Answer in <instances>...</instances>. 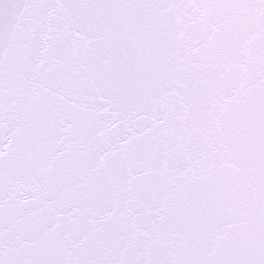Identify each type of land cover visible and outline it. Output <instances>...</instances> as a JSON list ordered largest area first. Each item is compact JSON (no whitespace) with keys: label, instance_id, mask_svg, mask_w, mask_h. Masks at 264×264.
Here are the masks:
<instances>
[{"label":"snow or ice","instance_id":"snow-or-ice-1","mask_svg":"<svg viewBox=\"0 0 264 264\" xmlns=\"http://www.w3.org/2000/svg\"><path fill=\"white\" fill-rule=\"evenodd\" d=\"M0 264H264V0H0Z\"/></svg>","mask_w":264,"mask_h":264}]
</instances>
